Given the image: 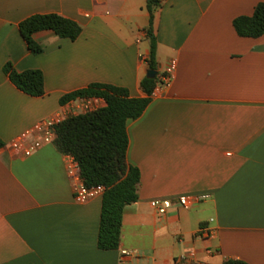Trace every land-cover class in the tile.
Here are the masks:
<instances>
[{
    "label": "crops",
    "instance_id": "1",
    "mask_svg": "<svg viewBox=\"0 0 264 264\" xmlns=\"http://www.w3.org/2000/svg\"><path fill=\"white\" fill-rule=\"evenodd\" d=\"M258 2L162 0L154 10L156 71L173 59L176 68L142 115L126 121L138 199L124 208L118 248L103 250L102 195L75 199L68 155L54 142L27 156L9 143L66 111L72 100L60 98L91 83L146 96V0H0V264H174L189 250L208 264H264V34L239 36L232 23ZM37 13L73 19L81 33L69 40L36 32L43 51L33 54L19 23ZM6 62L17 71L40 69L44 94L18 89ZM185 195L208 197L186 209L177 203ZM156 199L173 205L160 215L150 205ZM205 225L214 229L208 239L198 237Z\"/></svg>",
    "mask_w": 264,
    "mask_h": 264
},
{
    "label": "trees",
    "instance_id": "2",
    "mask_svg": "<svg viewBox=\"0 0 264 264\" xmlns=\"http://www.w3.org/2000/svg\"><path fill=\"white\" fill-rule=\"evenodd\" d=\"M162 0H146L150 13L147 28L150 52L147 60L149 69L156 70V38L152 32L153 12ZM236 33L242 37L256 38L264 34V2H258L251 15H240L233 19ZM51 30L60 38L75 40L81 26L73 19L57 13L33 14L19 23V31L33 54L43 51V45L33 35ZM3 71L21 91L31 96L44 94V78L40 69L17 71L6 62ZM158 82L155 77L145 76L140 86L146 96L132 97L124 87L104 83H91L63 95L60 103L65 104L78 97L102 98L105 106L93 111L71 115L56 125L54 144L57 149L72 155L79 163L81 176L86 185L102 184V194L97 246L99 249H116L119 246L122 215L126 205L138 199L140 171L128 163L129 144L126 121L142 115ZM0 146L2 143L0 142ZM223 264H246L237 259H227Z\"/></svg>",
    "mask_w": 264,
    "mask_h": 264
},
{
    "label": "built area",
    "instance_id": "3",
    "mask_svg": "<svg viewBox=\"0 0 264 264\" xmlns=\"http://www.w3.org/2000/svg\"><path fill=\"white\" fill-rule=\"evenodd\" d=\"M176 68V60H171L164 69L158 74V82L151 94V98L156 96L158 92L164 87H168L174 77V71ZM93 97H78L70 103L68 109L61 113L44 119L39 123H36L32 128L24 131L22 134L12 139L9 143L10 148L16 152L25 156L30 155L43 144L53 143L56 138V125L71 115L81 114L89 111H93L99 108L94 102L90 100ZM33 133L36 136L32 140H28L29 136ZM68 155V163L66 172L68 177L73 181V193L74 197L79 202H86L96 196L103 194L105 187L102 184L86 185L81 176L80 166L78 161L70 154ZM208 195L201 196H181L178 198L177 203L183 208H190L192 203L200 199L207 198ZM152 208L157 213L163 215L173 205V202L167 199L152 200L150 202ZM214 235V229L209 225L202 226L198 231V237L202 239H208ZM208 253H212V250L207 248ZM123 254H129L128 251H123ZM174 264H208L200 262L196 258L194 250H189L181 253L174 259Z\"/></svg>",
    "mask_w": 264,
    "mask_h": 264
},
{
    "label": "water",
    "instance_id": "4",
    "mask_svg": "<svg viewBox=\"0 0 264 264\" xmlns=\"http://www.w3.org/2000/svg\"><path fill=\"white\" fill-rule=\"evenodd\" d=\"M157 75V71L153 69H148L146 72V76L149 78H153Z\"/></svg>",
    "mask_w": 264,
    "mask_h": 264
}]
</instances>
